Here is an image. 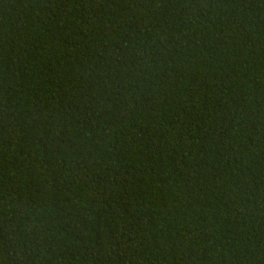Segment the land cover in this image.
I'll list each match as a JSON object with an SVG mask.
<instances>
[{
  "label": "trees",
  "instance_id": "obj_1",
  "mask_svg": "<svg viewBox=\"0 0 264 264\" xmlns=\"http://www.w3.org/2000/svg\"><path fill=\"white\" fill-rule=\"evenodd\" d=\"M0 264H264V0H0Z\"/></svg>",
  "mask_w": 264,
  "mask_h": 264
}]
</instances>
